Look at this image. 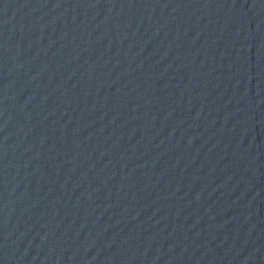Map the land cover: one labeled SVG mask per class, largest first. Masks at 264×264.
Masks as SVG:
<instances>
[{"label": "water", "instance_id": "obj_1", "mask_svg": "<svg viewBox=\"0 0 264 264\" xmlns=\"http://www.w3.org/2000/svg\"><path fill=\"white\" fill-rule=\"evenodd\" d=\"M0 264H264V0H0Z\"/></svg>", "mask_w": 264, "mask_h": 264}]
</instances>
